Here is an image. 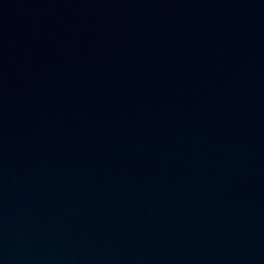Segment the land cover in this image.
<instances>
[{"label":"water","instance_id":"95a60500","mask_svg":"<svg viewBox=\"0 0 264 264\" xmlns=\"http://www.w3.org/2000/svg\"><path fill=\"white\" fill-rule=\"evenodd\" d=\"M0 264H264V0H0Z\"/></svg>","mask_w":264,"mask_h":264}]
</instances>
